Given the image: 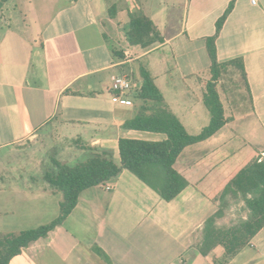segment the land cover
<instances>
[{
  "label": "crops",
  "instance_id": "obj_1",
  "mask_svg": "<svg viewBox=\"0 0 264 264\" xmlns=\"http://www.w3.org/2000/svg\"><path fill=\"white\" fill-rule=\"evenodd\" d=\"M230 1L184 0L178 26L175 5L166 0L155 7L152 0H7L0 9V215L20 206L35 208L26 219L41 210L50 211L46 223L58 215L61 195L42 178L52 158L73 165L102 153L118 163L119 139L166 138L122 128L142 102L135 94L127 96L129 105L113 102L111 76L128 75L140 87L139 68H145L188 133L205 127V39ZM139 10L161 43L143 48L126 41L127 12ZM215 47L220 63L242 58L249 96L224 100L218 83L226 123L185 147L173 164L189 185L164 201L123 170L83 190L59 226L8 264H213L221 258V246L206 256L197 251L203 222L217 208L193 184L212 166L217 173L220 162L233 167L250 148L264 154V0H234ZM17 219L13 225L0 220V232L28 229ZM226 264H264V227Z\"/></svg>",
  "mask_w": 264,
  "mask_h": 264
},
{
  "label": "trees",
  "instance_id": "obj_2",
  "mask_svg": "<svg viewBox=\"0 0 264 264\" xmlns=\"http://www.w3.org/2000/svg\"><path fill=\"white\" fill-rule=\"evenodd\" d=\"M6 1L0 0V9ZM233 4L234 0L228 3L215 22L214 34L205 39L210 65L206 70L208 79L204 83L202 102L210 115L208 124L197 134L188 133L179 119L167 109L153 77L145 68H139L141 85L133 98L140 100L142 105L133 118L122 124V128L162 133L166 138L162 141L119 139L118 163L108 154L102 153L90 154L85 160L73 165L52 158L51 165L42 178L61 195L58 215L36 228L0 232V264H8L13 256L30 243L46 237L59 226L75 207L83 190L114 180L123 170L137 177L164 201H171L189 185L187 179L173 168V164L185 147L204 141L226 123L218 83L227 69L238 74L249 96L242 58L220 63L216 56L215 41ZM127 15L125 38L130 45L146 48L163 41L155 25L140 10L128 11ZM216 169L217 173L212 166V172L199 174L193 184L217 208L203 222L196 248L199 254L206 256L214 247L221 246L223 254L213 264H226L249 245L252 238L264 227V155L250 148L244 158L233 167L220 162ZM208 180H214L211 186L208 185ZM238 203H241L240 211L244 216L236 218L228 225L219 224L218 221L225 216L230 206L235 207Z\"/></svg>",
  "mask_w": 264,
  "mask_h": 264
},
{
  "label": "rangeland",
  "instance_id": "obj_3",
  "mask_svg": "<svg viewBox=\"0 0 264 264\" xmlns=\"http://www.w3.org/2000/svg\"><path fill=\"white\" fill-rule=\"evenodd\" d=\"M168 3H173L175 5L174 7V15H175V20L178 24V26H180L181 23V19H182V14H183V5H184V0H166ZM157 0H152V7H155ZM167 49L165 50L166 54L170 56L171 54V48L170 47H166ZM170 52V53H169ZM155 56H157V53L154 54ZM169 65L172 66V62H169ZM228 71L226 73H224V75L222 76V79L220 80V82H222V87H220L222 90H225L224 92H222V97L224 100H226V98H232L235 97L237 99H241V95H243L246 98V90L244 87V82L241 80V78L238 75H233L231 72V69H227ZM224 87V88H223ZM187 96L190 99H194L195 96L191 93V92H187ZM246 108V106H245ZM242 112V109L240 110ZM43 147L41 148L40 152L42 153ZM29 151H35L38 152L37 150V146L33 147L31 146L29 148ZM14 161H17V159H15ZM6 164H4L3 160H1V166H5ZM16 165V164H15ZM51 165V160H50V164ZM240 206L241 203H238L235 205V207H233V205L230 206V209L228 211H226L225 216L221 218V220L218 221L219 224H224V225H228L230 223H232L234 220H236V218L240 217V216H244V213L242 211H240ZM35 208H28L27 206H20V208H14L13 210H11L10 212H8L6 215H0V220H7L10 221L11 224H15L17 219L20 216V220L21 221H25L24 223H26L25 225H27L26 227H28V229H32V228H36L40 225H44L50 218H49V213L50 211L48 210H41L40 212H37L35 217H33V219L29 218L26 219L34 210ZM236 210V212L234 211ZM48 211V212H47ZM239 211V212H237ZM25 216V217H24Z\"/></svg>",
  "mask_w": 264,
  "mask_h": 264
},
{
  "label": "built area",
  "instance_id": "obj_4",
  "mask_svg": "<svg viewBox=\"0 0 264 264\" xmlns=\"http://www.w3.org/2000/svg\"><path fill=\"white\" fill-rule=\"evenodd\" d=\"M254 4L255 0H251ZM111 99L113 102L129 105L130 101L127 99V96L130 94H135L139 89V86L134 82V80L128 75L118 74L111 76ZM264 155V154H263ZM106 190L110 189L109 185L105 186Z\"/></svg>",
  "mask_w": 264,
  "mask_h": 264
}]
</instances>
